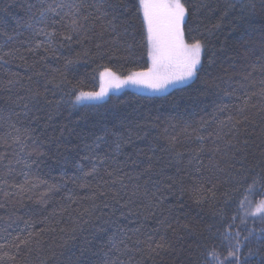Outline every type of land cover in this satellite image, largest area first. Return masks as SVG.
<instances>
[{
  "label": "trees",
  "instance_id": "trees-1",
  "mask_svg": "<svg viewBox=\"0 0 264 264\" xmlns=\"http://www.w3.org/2000/svg\"><path fill=\"white\" fill-rule=\"evenodd\" d=\"M190 2L199 7L194 25L208 45L195 81L163 94L123 91L76 105L75 94L100 87L104 67L121 76L150 67L139 19L126 24L128 15L119 16L114 32L108 25L111 15L90 9L100 17L89 25L91 39L83 45L65 44L55 56L41 60L42 48L27 51L44 39L28 27V6L37 0H0V31L12 36L3 51L19 49L17 56L6 57L8 63H0V244L46 229L33 235L32 251L15 264H205L204 248L198 245L211 246V233L223 232L226 223H232L233 235L240 231L241 239L247 229L264 228V220L248 215H264V190L245 201L246 185L240 182L249 171L264 168V0ZM6 39L0 36V45ZM68 59L74 63L65 68ZM37 71L44 75H35ZM37 88L43 94L39 104L28 91ZM240 108L249 122L237 130L231 125L243 119ZM101 135L104 142L96 147ZM96 156L105 157L106 163L98 166L95 179L85 178L91 187L80 188L81 180L73 183L82 176L76 166L88 171ZM97 183L105 195L97 192L87 199ZM213 184L215 194L204 192L198 203L197 190ZM53 185L57 187L49 191ZM45 192L48 202L41 204ZM53 209L56 216L40 223ZM234 215L237 219L231 221ZM161 235L174 248L148 256L149 237L159 240ZM215 242L219 244L218 233ZM258 246L254 236L244 252ZM260 260V255L251 257L249 264Z\"/></svg>",
  "mask_w": 264,
  "mask_h": 264
},
{
  "label": "snow or ice",
  "instance_id": "snow-or-ice-1",
  "mask_svg": "<svg viewBox=\"0 0 264 264\" xmlns=\"http://www.w3.org/2000/svg\"><path fill=\"white\" fill-rule=\"evenodd\" d=\"M251 7L255 9V4ZM264 7V5H262ZM36 11L33 12L32 9ZM94 9L96 13H103L104 16L111 15L112 19L108 21V25L115 32L116 21L121 15H128V20L124 21L126 24H130L133 18L139 19L143 40L146 45V53L148 60L151 62V66L145 71H130L127 75L121 76L118 72L113 71L111 68L104 67L103 71L99 73L100 76V90L99 91H79L75 94V101L81 102L84 100L90 101H101L108 96L110 90H119L125 86L133 85L138 87H146L153 92H162L167 90L169 87H174L178 84H185L189 81H195L198 78V73L202 70L203 59L208 47L207 41L204 39L203 33L197 31V27L194 25L193 18L199 12V7L192 4L190 0H98L97 3H89L88 0H37L36 4H30L28 11L31 14V21L28 27L33 30V35L36 37H44L43 40H37L36 43L27 48L28 52H37L39 49H43L45 55L41 56V60H46L48 55L55 56L57 48L63 47L65 44H80L83 45L85 41L91 39L89 35V25L94 24L95 20L100 19L99 16L94 15ZM40 25V27H35ZM127 31V29H125ZM0 36H6L3 45H0V63H8L6 57H15L19 54V49H9L3 51L4 47L7 46L8 42L12 40V36L6 32L0 31ZM97 49L101 48V45H96ZM131 48V45H129ZM87 54V53H85ZM99 55L103 56V52H99ZM23 59V56L20 57ZM25 63H27L25 61ZM72 59L65 61V68L73 64ZM54 71H60L54 69ZM37 76H43L44 73L37 71ZM32 79L31 76L28 77ZM247 79V78H245ZM51 81H46L50 83ZM9 84L13 81L9 80ZM45 84V91L47 87ZM243 87V85H241ZM31 93L30 99L36 104H39L42 98V93L37 88L36 90L29 89ZM260 95L264 97V87L260 90ZM50 103V102H49ZM247 103V101H245ZM28 105L25 104V108ZM224 107H227L226 105ZM224 107L219 110L224 111ZM240 114L243 116L242 120H235L231 125L232 128H237L240 124L248 123L249 116L245 115V109H239ZM233 117L229 116L228 121H233ZM225 121H220L221 126L225 125ZM186 130V129H185ZM18 131V130H17ZM105 134H109L108 130H105ZM117 136V140H122V137L117 133H111ZM200 140H204L205 137L198 136ZM17 142L21 143L20 138L17 137ZM104 135L97 136L95 146L99 147L104 142ZM175 141V137H172L171 142ZM246 143V142H245ZM120 143H117V150H119ZM219 149H217L218 151ZM33 151H36L35 149ZM203 151V148H201ZM38 155L40 153H37ZM179 155V154H178ZM193 159H196L195 157ZM106 163L105 157L96 156L95 161L91 163V167L88 171H84L82 165H77V170L82 176L77 177L73 180L76 183L77 180H81L79 183L80 188L91 187V182L85 178L92 177L95 179L99 175V167ZM192 160H189V164ZM149 168L144 169L145 172L150 170ZM179 170V169H178ZM118 171V170H117ZM199 171V169H197ZM223 171V169H221ZM106 174L109 177L114 175L113 171H107ZM127 175V174H125ZM171 179V177H169ZM235 179V177H233ZM4 182V181H0ZM240 182L246 185L245 201L248 200V196L253 194L257 190H264V168L259 172L254 170L249 171L247 174L240 178ZM27 184L28 181H25ZM103 185H107L109 181H103ZM112 184L117 183V180H112ZM35 185H33L34 187ZM21 190L24 189V185H19ZM57 186L53 185L49 188L51 191ZM102 185L97 183L96 192H93L87 199H94L98 192L100 196H104L105 192L100 191ZM121 187H126L121 183ZM168 187H171L169 185ZM216 185L213 184L211 188L205 189L201 186L197 191L200 192V197L197 202H201L204 198L203 193L209 192L214 193ZM159 191V188H157ZM183 191V188L180 189ZM137 193L133 191L132 195L135 196ZM7 195V193H6ZM48 193L41 194L39 203L47 204ZM118 195V194H116ZM155 197V193L152 194ZM116 196H113L115 199ZM69 201H73L74 197L69 195L67 197ZM117 203L119 201L117 200ZM159 203V201H157ZM264 204V202H262ZM108 207L107 204L104 205ZM3 207V205H0ZM239 207H244V201L240 202ZM66 210V209H62ZM57 214L56 209H53L48 216L44 217L40 223H47L50 217H55ZM248 215L257 217L258 219L264 220V215L257 216L256 212L248 213ZM237 216H232L231 221H235ZM58 223V221H57ZM241 223H246V219L241 217ZM28 225V221H25ZM30 227V225H29ZM187 228V225L183 226ZM209 226V231L211 232ZM168 229L173 232L176 231L171 224H168ZM46 229H40V232ZM5 232L8 230L5 229ZM63 231V229H61ZM139 231V229H137ZM167 231V230H166ZM40 232H28L27 236H21L17 234L11 238V241L5 240L3 244H0V264H15L22 257L26 260L27 255L32 251L33 235L39 236ZM217 233L219 234V244H217L216 238ZM259 233V234H257ZM11 236V233H8ZM255 236L258 243L256 248H248L247 252H244L245 247ZM213 243L209 246L207 243L198 245L204 248V260L205 264H249V258L260 255V264H264V228L257 229L255 227L247 229V235L240 238V231H236L235 235L232 233V223H226L224 225L223 232L217 229V232L211 233ZM174 245L168 240L166 235H161L159 240L149 237L147 241V255L152 256L153 254L159 255L162 250L173 249ZM223 249V252L220 251ZM226 252V255L224 254ZM223 257V258H221ZM114 264V262H113Z\"/></svg>",
  "mask_w": 264,
  "mask_h": 264
},
{
  "label": "rangeland",
  "instance_id": "rangeland-1",
  "mask_svg": "<svg viewBox=\"0 0 264 264\" xmlns=\"http://www.w3.org/2000/svg\"><path fill=\"white\" fill-rule=\"evenodd\" d=\"M149 64H150V66H151V62H150V61H149ZM189 82H190V81H189ZM189 82H187V83H185V84H178V85H176V86H174V87H169L167 90L162 91V92H158V93H157V92H153V91H151L150 89H148V88H146V87H138V86L128 85V86H125V87H123V88H121V89H119V90H115V89L110 90L108 96H109L110 94L120 93V92H123V91H138V92L147 93V94H163V93H166V92H168V91H170V90H172V89H174V88H176V87H180V86L186 85V84H188ZM99 90H100V87L97 89V91H99ZM108 96H107V97H108ZM107 97H105V99H106ZM101 101H102V100H101ZM73 102H74L76 105H81V104H85V103H96V102H100V101L84 100V101H81V102H76V101H75V98H74V99H73Z\"/></svg>",
  "mask_w": 264,
  "mask_h": 264
}]
</instances>
